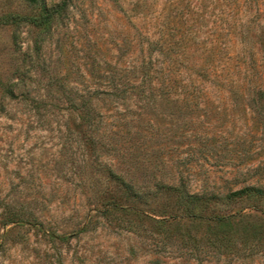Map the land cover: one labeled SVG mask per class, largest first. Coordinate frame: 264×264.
<instances>
[{
  "label": "rangeland",
  "instance_id": "obj_1",
  "mask_svg": "<svg viewBox=\"0 0 264 264\" xmlns=\"http://www.w3.org/2000/svg\"><path fill=\"white\" fill-rule=\"evenodd\" d=\"M43 6L0 20V264H264V0L0 17Z\"/></svg>",
  "mask_w": 264,
  "mask_h": 264
},
{
  "label": "trees",
  "instance_id": "obj_2",
  "mask_svg": "<svg viewBox=\"0 0 264 264\" xmlns=\"http://www.w3.org/2000/svg\"><path fill=\"white\" fill-rule=\"evenodd\" d=\"M57 9L55 8H46V7H41L40 11L37 15V17H29L26 15H13V14H5L0 17V20L2 23H13V22H18V21H25L29 22L32 24H47L49 22V19L55 14ZM238 192V191H237ZM201 199V196L196 195V194H189V193H184V192H177L175 197H174V202L180 208L182 211V214H180L178 217L180 218H187V219H196V218H202L200 216L195 215V213L192 211L193 206L199 203ZM228 216H223V215H212L208 219L213 221V223H216L217 225H221L227 220ZM174 219V216H170L168 218H160V222H167V219Z\"/></svg>",
  "mask_w": 264,
  "mask_h": 264
}]
</instances>
